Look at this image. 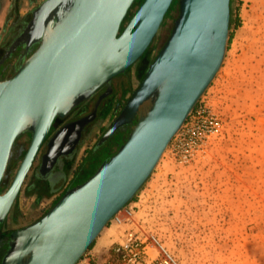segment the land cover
I'll list each match as a JSON object with an SVG mask.
<instances>
[{
    "label": "water",
    "instance_id": "water-1",
    "mask_svg": "<svg viewBox=\"0 0 264 264\" xmlns=\"http://www.w3.org/2000/svg\"><path fill=\"white\" fill-rule=\"evenodd\" d=\"M135 1L43 0L0 60L2 65L18 46H25V58L15 73L0 81V186L15 141L25 132L31 134L10 185L0 193V224L54 119L66 117L133 66L174 0H142L121 28ZM229 23L230 0H179V15L167 42L97 145L130 126L126 141L41 218L11 232L0 264H77L82 259L137 195L210 86L225 56ZM85 124L86 118L59 129L48 140L42 162L53 166L65 154L64 147L70 153ZM71 133L75 138L67 143Z\"/></svg>",
    "mask_w": 264,
    "mask_h": 264
},
{
    "label": "rangeland",
    "instance_id": "rangeland-1",
    "mask_svg": "<svg viewBox=\"0 0 264 264\" xmlns=\"http://www.w3.org/2000/svg\"><path fill=\"white\" fill-rule=\"evenodd\" d=\"M42 1L0 0V45L8 44L15 20L29 21ZM141 2H134L126 22ZM178 15L179 0H174L142 58L113 79L114 94L87 128L72 161L65 163L61 186L43 182L35 171L38 162L34 164L0 225V241L41 218L67 191L64 185L86 181L126 141L128 126L97 145L167 42ZM12 61L1 68V78L14 74ZM27 146L25 136L15 141L0 193L11 183ZM129 207L135 215L133 228L109 222L108 230L115 226L113 239L120 241L129 231L153 237L158 244L148 242L143 264H156L162 249L177 264H264V0H230L222 65L134 201L119 215L124 217ZM94 244L81 260L91 257ZM119 244L103 253L101 264H124L115 253ZM6 250L0 248V260Z\"/></svg>",
    "mask_w": 264,
    "mask_h": 264
},
{
    "label": "flooded vegetation",
    "instance_id": "flooded-vegetation-1",
    "mask_svg": "<svg viewBox=\"0 0 264 264\" xmlns=\"http://www.w3.org/2000/svg\"><path fill=\"white\" fill-rule=\"evenodd\" d=\"M127 22L124 21V23H123L121 28H123L127 24ZM27 23H28V21L23 24L22 20H20V19L15 20V22L13 23V26H12V29H13L14 32H13V35H12L11 39L9 40L8 44H6V42H4L3 44L0 45V52L2 50V53L0 54V60L4 56L5 52L7 50H9L10 46L15 42V40L21 35V33L23 32V29H24V27L26 26ZM35 48H36V45L32 46L28 50L27 56H29L33 52V50ZM24 58H25V46L24 45H20V46H18L15 49L13 55L5 63L0 65V75L3 74V72H1L2 71L1 68L5 64L9 63L12 60H14V61H12V67L14 68V73H15L17 66L23 61ZM127 71H128V69L125 71V73ZM10 77H8V78H10ZM116 77H114V78H116ZM8 78H4V77L1 78L0 77V81L8 79ZM113 79L110 81L109 84H105L101 88H99L90 99L84 101L80 105H78L75 108H73L71 110V112L66 117H64V118H55L54 119V121H53V123L51 125V128H50V130L48 132V135H47L43 145L41 146L40 151H39V153H38V155H37L32 167H31V169H32L34 164L36 162H38V166L36 167L35 171H36V173L39 176L42 177V181L48 183L49 186H52V187L53 186H58L57 188H59L61 186V181L63 180V177H64L65 163H68V162L72 161V158L75 156V153L77 152V149L80 147V145L82 143V140H83V137H84V135H85V133L87 131V128L89 126H91L92 124H94V122L97 120L98 116L100 115V112L103 109V106H104L105 102L114 94L115 88H114V86L112 84ZM127 100H126V102H127ZM126 102H125V104H126ZM125 104H123L121 106L120 110L116 114L117 116L119 115V113L121 112V110L123 109ZM84 118H86V124H85V126H84V128H83V130L81 132V136L79 137L78 142L75 144V147L73 148V150L69 153L67 151L66 147H64L65 154H62L61 156H59V158L57 159V161L55 162V164L53 166H50L47 163H43L41 158H42V156L45 154V152L47 150V145L46 144H47L48 140L51 137H53L54 134L59 129H61L63 126H65V125H67L69 123H75V122H77V121H79L81 119H84ZM128 127L130 129V126H128ZM122 128L123 127H121L119 130H117L114 135H116ZM22 136H25V139L28 140V145H29V142H30V139H31V134L29 132H25V133L21 134L19 136V138H21ZM74 138H75L74 133H71L69 135V137L67 138V143H69V141H72ZM65 142H66V140H65ZM67 143L66 144L64 143V146H67ZM27 148H28V146H27ZM81 183H83V182H81ZM81 183H79V184H81ZM75 186L71 185L70 182H69V183H67L66 185L63 186V190L66 191V190H68L70 188H73ZM0 189H1V186H0ZM57 190H59V189H57ZM7 241L8 240L0 241V248L7 247Z\"/></svg>",
    "mask_w": 264,
    "mask_h": 264
},
{
    "label": "built area",
    "instance_id": "built-area-1",
    "mask_svg": "<svg viewBox=\"0 0 264 264\" xmlns=\"http://www.w3.org/2000/svg\"><path fill=\"white\" fill-rule=\"evenodd\" d=\"M132 213V208H127L124 211V217L119 215V213L112 218L110 222L115 225H122L127 222ZM157 241L150 236L143 233L131 232L129 231L122 243H120L115 248V253L121 258L124 264H143L147 256L146 249L148 242ZM158 244V243H157ZM156 264H177L174 258L169 255L164 249H162V256L156 261Z\"/></svg>",
    "mask_w": 264,
    "mask_h": 264
},
{
    "label": "crops",
    "instance_id": "crops-1",
    "mask_svg": "<svg viewBox=\"0 0 264 264\" xmlns=\"http://www.w3.org/2000/svg\"><path fill=\"white\" fill-rule=\"evenodd\" d=\"M134 201V200H133ZM132 201V202H133ZM135 203H133L132 207H135ZM131 208V207H129ZM134 212V211H133ZM131 213V217L130 219L127 221V223H124L122 226L124 229H132L133 226L135 225V221L133 223V220H135V215L134 213ZM111 228L108 230V225L102 230V232L99 234V236L97 237V239L95 240V244L93 245L91 252H90V256L87 259H83L80 260V262L78 264H101L103 263V258L102 255L103 253L113 245L114 242L119 241V243L122 242V240L120 241V239L118 237H115L113 239V235H112V228H115V226L111 225ZM104 230H106V232H104Z\"/></svg>",
    "mask_w": 264,
    "mask_h": 264
},
{
    "label": "trees",
    "instance_id": "trees-1",
    "mask_svg": "<svg viewBox=\"0 0 264 264\" xmlns=\"http://www.w3.org/2000/svg\"><path fill=\"white\" fill-rule=\"evenodd\" d=\"M134 199H135V197L133 198V200H134ZM133 200H132V201H133Z\"/></svg>",
    "mask_w": 264,
    "mask_h": 264
},
{
    "label": "bare ground",
    "instance_id": "bare-ground-1",
    "mask_svg": "<svg viewBox=\"0 0 264 264\" xmlns=\"http://www.w3.org/2000/svg\"><path fill=\"white\" fill-rule=\"evenodd\" d=\"M33 165V164H32ZM120 213V212H119Z\"/></svg>",
    "mask_w": 264,
    "mask_h": 264
}]
</instances>
